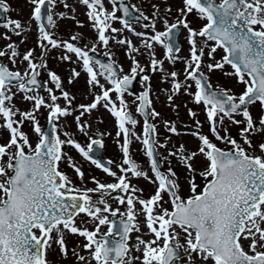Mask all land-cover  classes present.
Returning a JSON list of instances; mask_svg holds the SVG:
<instances>
[{
  "label": "snow or ice",
  "instance_id": "1",
  "mask_svg": "<svg viewBox=\"0 0 264 264\" xmlns=\"http://www.w3.org/2000/svg\"><path fill=\"white\" fill-rule=\"evenodd\" d=\"M26 3L25 18L0 19V38L7 41L0 47V57L7 58L0 61V264H60L70 256L74 264H264V0H179L175 6L162 0L151 5V15L123 0H110V10L104 0ZM77 5L94 39L79 31L65 38L55 30L62 19L85 25ZM13 10L0 0V12ZM131 10L150 21L144 30L127 19ZM33 24L34 43L21 49ZM125 29L138 42L121 35ZM181 30L186 57L180 55ZM110 41L124 47L127 72L114 60L104 63L89 54L99 45L111 57ZM50 52L68 64L65 77L49 67ZM145 55L141 63L138 57ZM166 61H182L183 76L165 68ZM41 70L48 77L43 82ZM81 71L86 102H76V93L65 87ZM157 72L170 84L158 89L168 107L178 112L177 95L188 97L189 122L163 118L153 106ZM214 73L231 84L214 83ZM137 78L138 93L130 91ZM41 87L46 95L36 91ZM125 93L143 117L139 133ZM101 106L114 118L119 163L96 155L109 133L91 135L84 118ZM69 115L86 143L66 130ZM160 128L168 135L159 138ZM132 138L140 142L146 167L133 158ZM69 149L112 179L86 175ZM133 178L152 190L146 193ZM69 236L83 240L70 246Z\"/></svg>",
  "mask_w": 264,
  "mask_h": 264
},
{
  "label": "rangeland",
  "instance_id": "2",
  "mask_svg": "<svg viewBox=\"0 0 264 264\" xmlns=\"http://www.w3.org/2000/svg\"><path fill=\"white\" fill-rule=\"evenodd\" d=\"M8 2L12 5V7L14 9L13 11L8 12V17H19V18L23 19L28 15L30 9H29L28 4L26 3V0H8ZM70 2H71V0H70ZM132 2H133V4L137 5V7L140 8L146 15H151V12H152L151 5H153L157 2L162 3V0H132ZM169 2L173 3L174 6L179 4V0H169ZM104 3H105V7L109 8V10H110V8H111L110 1L104 0ZM76 11L79 13L77 18L85 21V24H86V28L84 30V35L88 38L94 39V32L90 28V26H88L87 18H86V15L84 14L83 6L77 5ZM173 15H175L174 12H173ZM65 20H67V19H65ZM114 24L118 28L121 27V24L119 22H114ZM140 26L141 25L137 22L133 23V27H135L137 31L144 30ZM34 27L35 26L33 24V31L28 33V39H27L26 43L20 45L21 49H24V47L26 45H31L34 43V37H35ZM160 27H161V25L159 23H157V28H160ZM4 31H5V29L2 26H0V33H3ZM121 35L130 36L135 42H138V38L135 37L134 35H132L130 32H128L127 29H125L124 32L121 33ZM11 39L19 41L20 37L16 36V35H12ZM180 39L182 42H184V47H183V50L180 52V55L183 57H186L188 54L187 53L188 45L184 39V32L181 34ZM6 42L7 41H5L3 38H0V47H2ZM110 42L112 44H114V48L119 49L122 52L124 51L123 46L115 43L114 41H110ZM156 51H157L158 56L163 54V49L160 48L159 46H157ZM220 54H222V49L218 50V52H217L218 56ZM55 56H56V54H55ZM138 59L141 60V63H146V61H147L146 55L140 56V57H138ZM16 66L21 67V68L23 67V65L20 64L19 62L17 63ZM173 67L174 66L172 64L168 63L167 61L165 62V68L171 70ZM56 68H61V63L56 65ZM175 70L181 73V77L183 76L181 67L175 68ZM84 75H85V73L83 72L81 74L79 80L76 82L78 86H82V85L86 86ZM160 75H161V73H159V72L154 74L156 79L154 80L155 84L153 86V106L157 109V111H159L161 113V117H163V118L170 119V120L178 119L179 121H182V122H189L190 118L187 116L186 108L184 106V101L188 100V97L181 92L180 98L175 99V103H177L179 105L178 112H176V111L172 110L170 107H168L165 94L161 91H158V89L168 88V87H170V84L168 82H161L159 80ZM101 80H103V79L101 78ZM212 80L214 83L218 82L222 85H230L232 82L230 78H224L222 76V74H220V73H215V76L212 77ZM187 106L193 107L195 105L193 103L189 102ZM21 107H27V105L26 104L21 105ZM193 108H197V106L193 107ZM253 112L255 114V112H256L255 108L253 109ZM199 117L202 121H204L205 116H204V113L202 110L200 111ZM157 119H159V118H157ZM206 128H207V125L205 124V130H207ZM160 129H161V131L164 130L163 128H160ZM231 131L233 132V134H235L236 128L231 127ZM166 135H168V133H166ZM179 139H181V137H172L173 141H177ZM0 142H2V139H0ZM192 143H195V141L193 140ZM161 153L165 154L163 149H162ZM173 163H175L174 160H173ZM146 166H147V162L145 163V167ZM166 166H167V164H166ZM144 186H145L144 188L147 189L149 192L152 190V186L150 184H148L146 181H144ZM113 206H115V205H113ZM88 226L91 227L90 224ZM78 240L82 241L83 238L79 237V236H69L68 237V243L70 246L75 244ZM50 259H51V257H50ZM60 264H74V258L70 256L68 259L61 261Z\"/></svg>",
  "mask_w": 264,
  "mask_h": 264
},
{
  "label": "flooded vegetation",
  "instance_id": "3",
  "mask_svg": "<svg viewBox=\"0 0 264 264\" xmlns=\"http://www.w3.org/2000/svg\"><path fill=\"white\" fill-rule=\"evenodd\" d=\"M82 27H84V26H82ZM32 45L33 44H31V46ZM108 50L112 52V57L117 62L122 61L121 56H119V54H117L115 52L114 48H112L110 45L108 46ZM96 51H98L99 53L105 54V49L102 46L98 45V48ZM48 63H49V67L57 69L60 72V74L62 75V77H65L67 75L68 64L66 62H64V63L59 62L56 59L55 52H52L51 55L49 56ZM60 63H61V68H56V65H58ZM39 77H40L42 82L44 80L48 79L46 73L43 70H41L39 72ZM138 84L136 87L130 89V91H134V92L138 93L141 90L140 86ZM49 86H53V85L50 84ZM65 87L66 88L71 87L72 90L76 93V102H86L85 97L80 94L85 89L86 86H84V85L78 86L77 83H75L74 85H71V86L65 84ZM36 91H39V93L41 95H46L44 88L36 89ZM125 98L129 101V110L132 111L133 115L136 117V119L138 121L137 125L135 126V131L137 133H139L141 131V128H142L143 117L140 114L135 112L134 98L128 93H125ZM59 102L61 104H63L62 99ZM42 111H44V110H42ZM44 112L46 114V111H44ZM96 117H102V120H98V119H96ZM84 118L89 119V122L92 126L91 130H90L91 135H95L98 131L102 132V133L103 132L109 133V135L102 137L104 140V145H103V147H101V149H102V155L101 156L111 158L114 162L119 163L120 158H121V152H120L119 146L115 143L116 128H115V124H114V118L102 106L98 110L93 111L91 116L86 114ZM64 123L68 126L66 130L74 132L76 138L81 143H86L87 138L82 133H80L78 129L75 128V124L73 123V117L71 115H69L65 119ZM131 149H132L133 158L136 159L142 166H145V163L147 162V160L145 158V153L143 152V149L141 148L140 142L135 140V138H132ZM69 151H70V154L76 156L77 160L80 163H82L86 175L89 173L94 174L98 178L102 179V181H109L112 179L110 176L103 173L102 170L97 169L94 165H91V164L86 163L83 160H81V158L74 152V150L69 149ZM61 167L64 168L65 165L62 164ZM113 167H114V165H113ZM67 170L69 172H71V169H67ZM77 182H79V181H77ZM132 183L137 184L143 188L145 187L143 179L133 178ZM88 184H89V186H92L91 182H88ZM145 192L147 193L149 191L147 189H145ZM113 205H115L114 202H113Z\"/></svg>",
  "mask_w": 264,
  "mask_h": 264
},
{
  "label": "water",
  "instance_id": "4",
  "mask_svg": "<svg viewBox=\"0 0 264 264\" xmlns=\"http://www.w3.org/2000/svg\"><path fill=\"white\" fill-rule=\"evenodd\" d=\"M123 2H126V3H128V1L127 0H123ZM129 4V3H128ZM132 11V16H130V17H127V19H130V20H134L135 18H139V20H142V21H144V23H148V21L147 20H144V17H141L140 15H139V13H137V12H135V10H131ZM122 13V12H121ZM0 14H1V16H2V19L4 18V16H5V13H3V12H0ZM123 14V13H122ZM181 32V31H180ZM180 32H179V34H180ZM96 59H98V60H100L101 62H104V63H107L110 59H108V60H104V61H102L101 59H99V58H97V56H94Z\"/></svg>",
  "mask_w": 264,
  "mask_h": 264
}]
</instances>
